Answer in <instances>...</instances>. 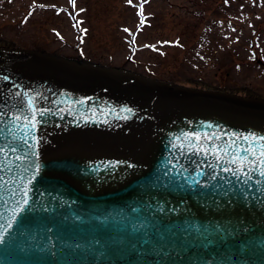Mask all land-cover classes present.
Wrapping results in <instances>:
<instances>
[{
    "label": "water",
    "instance_id": "95a60500",
    "mask_svg": "<svg viewBox=\"0 0 264 264\" xmlns=\"http://www.w3.org/2000/svg\"><path fill=\"white\" fill-rule=\"evenodd\" d=\"M24 93L46 110L32 137L41 167L31 184L18 170L32 211L0 264H264V178L246 196L217 194L209 176L228 174L207 167L213 157L177 150L186 175L204 162L202 184H156L176 138L264 137L263 97L0 46V115H30Z\"/></svg>",
    "mask_w": 264,
    "mask_h": 264
},
{
    "label": "rangeland",
    "instance_id": "374dc122",
    "mask_svg": "<svg viewBox=\"0 0 264 264\" xmlns=\"http://www.w3.org/2000/svg\"><path fill=\"white\" fill-rule=\"evenodd\" d=\"M0 46L264 98V0H0Z\"/></svg>",
    "mask_w": 264,
    "mask_h": 264
},
{
    "label": "snow or ice",
    "instance_id": "6c2138e0",
    "mask_svg": "<svg viewBox=\"0 0 264 264\" xmlns=\"http://www.w3.org/2000/svg\"><path fill=\"white\" fill-rule=\"evenodd\" d=\"M70 2L72 7L75 8L76 0H70ZM128 2L131 3V0H128ZM225 3H227V0H225ZM39 7L43 8L45 6L39 5ZM61 11H64V9H61ZM75 15L71 17L73 20H75ZM138 15L142 17L140 26H143L142 3ZM80 23L82 22L76 21L73 27H78ZM124 31L129 32L127 28ZM129 34L132 35V43L134 44L135 35ZM16 95L21 94L16 93ZM23 95L28 97L27 93ZM25 103L30 115H23L22 113L12 115L3 113V115H0V204L3 205V210H0V244H5L6 241L10 243L14 240L20 231L19 226L22 224V218L32 211L28 199V187L20 183L25 177L20 175L18 170L23 169L24 173L30 172L32 174L26 177L27 183L31 184L32 177L41 167L37 159L38 154L35 151L36 142L32 137L38 123H40L39 118L46 114V110L41 111L35 106L34 97H28ZM4 116H8V119L5 120ZM215 139L222 138L216 137ZM240 140H243V143L237 142ZM177 141H179V138H176L171 145L172 155L165 159L164 170L162 175L156 177V184L161 183L163 177L167 176L169 179L164 181L165 187L175 186L177 189H182L186 185H201L202 181L198 177L204 176L206 173L198 169L204 166V162L192 161L197 167L196 176L193 177L186 175L189 173V169L179 159V156L192 153L197 156L203 155L205 160L211 155L213 161H209L207 167L213 171L219 168L220 172L228 174V177H230L219 175V173L209 176L212 181L218 179L220 181L219 184L212 185L213 192L217 194L223 190V194L227 195L235 189L246 196L253 182V177L264 178V137H237L232 142L224 144H212L207 136H188L186 141ZM173 170L177 173L176 176L171 175ZM180 177L184 178L185 184L178 183ZM17 184H20V186L17 187ZM5 191L8 194L7 198L4 195ZM257 191H260V189L257 188ZM196 231L200 232L198 226ZM216 231L218 232L220 229L217 227ZM205 232L208 235L216 234V232H208V229H205ZM221 239H224L223 235H221Z\"/></svg>",
    "mask_w": 264,
    "mask_h": 264
},
{
    "label": "flooded vegetation",
    "instance_id": "af4514ba",
    "mask_svg": "<svg viewBox=\"0 0 264 264\" xmlns=\"http://www.w3.org/2000/svg\"><path fill=\"white\" fill-rule=\"evenodd\" d=\"M138 6H139V5H138ZM72 16H73V15H72ZM140 19H141V18H140ZM74 23H75V22H74ZM84 32L87 33L86 31H84ZM141 32H143V28L141 29V31H140L139 33L136 32V33L134 34V35H135V43H134V44L132 43V38H133V37L131 38L130 43H131V45H132V46H131V47H132V51H136V50L134 49V47L136 48V47H137V44H138V43H137L138 40H137L136 37L139 36ZM80 35H81V33H80ZM82 36H84V38L87 37L86 35H81V37H82ZM79 44L81 45V43H79ZM77 50L79 51L80 49L78 48Z\"/></svg>",
    "mask_w": 264,
    "mask_h": 264
}]
</instances>
